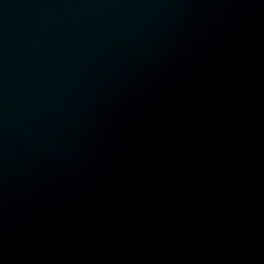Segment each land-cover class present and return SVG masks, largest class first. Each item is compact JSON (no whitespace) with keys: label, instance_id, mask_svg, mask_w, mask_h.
I'll return each mask as SVG.
<instances>
[{"label":"water","instance_id":"95a60500","mask_svg":"<svg viewBox=\"0 0 264 264\" xmlns=\"http://www.w3.org/2000/svg\"><path fill=\"white\" fill-rule=\"evenodd\" d=\"M0 264H264V0H0Z\"/></svg>","mask_w":264,"mask_h":264}]
</instances>
